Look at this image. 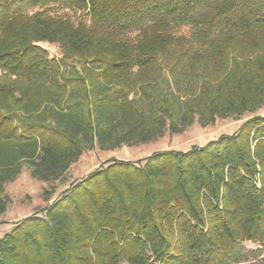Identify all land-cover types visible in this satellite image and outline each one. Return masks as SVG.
Wrapping results in <instances>:
<instances>
[{"label":"trees","instance_id":"1","mask_svg":"<svg viewBox=\"0 0 264 264\" xmlns=\"http://www.w3.org/2000/svg\"><path fill=\"white\" fill-rule=\"evenodd\" d=\"M263 107L264 0H0V215L24 165L52 184L94 146L253 113L105 161L4 233L0 264H264Z\"/></svg>","mask_w":264,"mask_h":264},{"label":"rangeland","instance_id":"2","mask_svg":"<svg viewBox=\"0 0 264 264\" xmlns=\"http://www.w3.org/2000/svg\"><path fill=\"white\" fill-rule=\"evenodd\" d=\"M50 56L59 58L60 51L57 45L40 43ZM256 114L264 115V107L257 110ZM253 113L244 114L242 117L217 119L213 124L202 127L197 123L192 124L180 134L170 135L165 132L156 141L138 146H121L113 150H100L96 146L85 150L79 159L73 163L61 181L52 184L33 178L30 169L24 165L20 174L5 185V194L10 198L6 211L0 215V237L10 231L17 222L32 214H41V210L54 198L58 197L71 183L82 179L88 173L99 167L107 160L137 161L144 159L154 152L172 149L186 151L193 145H204L222 134H231L237 130L243 120ZM54 192L49 201L43 199V190ZM247 247H254L246 242ZM125 264V263H121Z\"/></svg>","mask_w":264,"mask_h":264}]
</instances>
